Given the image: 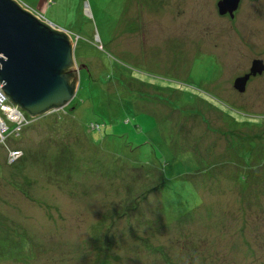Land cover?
Listing matches in <instances>:
<instances>
[{
	"label": "rangeland",
	"instance_id": "obj_1",
	"mask_svg": "<svg viewBox=\"0 0 264 264\" xmlns=\"http://www.w3.org/2000/svg\"><path fill=\"white\" fill-rule=\"evenodd\" d=\"M16 1L70 36L79 87L86 86L84 71L88 70L95 82L101 78L107 81L101 85L110 95L124 101L125 88L131 81L133 86L129 90L134 91L135 108L114 102L107 105L99 96L90 100L86 88L85 94L76 92L64 107L65 112L51 110L37 118L23 113L30 123L19 137H11L7 143L24 152L30 171L27 169L23 177L19 176L18 167L6 164L7 150L0 145V227L21 226L27 233L23 238L30 240L23 251L33 254L21 263L0 264H96L102 257L94 235L112 239L110 250L115 260L108 258V264H264V164L255 170L256 181L250 189L239 188L235 176L228 174L232 168L225 166V175L217 179L220 183L216 188H201L194 193L177 179L168 193L139 199L137 205L145 218L158 201L172 219L193 208L195 228L187 225L191 229L184 231L190 236L189 246H181L179 240L171 238L170 231L151 236L141 224L133 227L151 245H141L136 238H123L121 231L126 222L110 211L128 194V180L116 181L114 177L109 183L108 176L98 178L106 168V159L110 160L107 166L114 165V169L127 163L123 167L127 172L131 171L128 164L133 159L139 158L146 164L160 160L164 176L172 180L184 173L186 167L192 171L190 168L196 164L192 147L210 145L213 154H221L226 147L230 148L227 137L232 143L242 137L238 146L244 142L249 148L246 144H252V140L246 142L248 136L255 137L256 146L264 145V72L246 82L244 91L233 86L234 80L249 70L253 59L264 61V0H240L233 16L226 13L230 18L219 14V0ZM205 55L212 57L220 69L216 81L210 82L216 74L210 70L207 73L211 63ZM108 81L119 82V87ZM155 94L160 95V100L149 103ZM166 94H172L174 100L176 96L182 100L183 95L190 94L216 109L205 106L192 115L195 103L179 101L183 109L179 113L183 114L169 124L165 122L170 112V108L164 107ZM99 100L103 106L98 105ZM114 108L117 114L109 116L108 110ZM93 120L105 122L101 132H90L86 127ZM236 124L240 134L230 131L237 128ZM160 130L163 142L159 141ZM100 138L114 140L116 153H108L106 148L95 150L90 141ZM166 142L169 146L176 144L173 154L165 151ZM92 152L97 156L90 158V171L84 176L75 175L74 168L85 167ZM8 155L9 161L11 154ZM62 155L67 156L70 166L76 164L73 170L69 169L70 177H64L60 170L56 173L51 168L46 172L35 169V158H50L51 165L57 166L56 162L67 161ZM78 157L84 160L76 161ZM219 162L224 163L225 159ZM137 220L138 217L130 221ZM197 243L200 254L193 255ZM157 246L163 254L154 250ZM38 248L49 252L41 254Z\"/></svg>",
	"mask_w": 264,
	"mask_h": 264
},
{
	"label": "trees",
	"instance_id": "obj_2",
	"mask_svg": "<svg viewBox=\"0 0 264 264\" xmlns=\"http://www.w3.org/2000/svg\"><path fill=\"white\" fill-rule=\"evenodd\" d=\"M136 28L132 29L135 30ZM204 57H209L210 60L208 62L211 63V67H209V69H207V73H209L210 71H214L216 74L215 78L210 79V82H213L214 80L216 81V79H218L219 76V67H217L218 65L214 62V59L210 56L205 55ZM208 58V59H209ZM212 59V60H211ZM190 63H188V65L186 64V68L189 69ZM163 70V69H160ZM210 70V71H209ZM85 74V78L87 79V84L86 86H82L78 88L77 92H81L83 94L87 93V91L89 90V95L88 98L91 100L93 96H99L100 98H102V102L109 105L110 103L108 102H114V105H120V104H125L126 107L131 108L132 110L135 108V106L133 105V100L134 98V91H130L129 90V86H133V84H131V81L127 84L126 92L127 95L130 94V96L124 97V101L120 99V97H113L112 95H110L107 91V89L105 90V88L101 85V83H105L107 81H105L104 79L101 78V80H99L98 82H95L96 80H94L90 74V72L87 70V72L84 71ZM81 75V74H80ZM87 75V76H86ZM161 75V74H160ZM81 77V76H80ZM156 77H158L156 75ZM101 81V82H100ZM109 82V81H108ZM149 82V81H148ZM114 83L115 85H117L119 87V82L116 81L115 82H109ZM133 83V82H132ZM137 83H142L140 81H137ZM100 84V85H99ZM150 84V82H149ZM152 85V84H150ZM80 86V83H79ZM104 88H102V87ZM155 87H157V85H153ZM87 88V91L85 92V89ZM158 88V87H157ZM162 89H165L164 87H159ZM85 92V93H84ZM157 92V91H156ZM117 93H119V90H117ZM160 94H162L161 92H158ZM77 95V94H76ZM104 95V96H103ZM105 95H108L107 97ZM172 94H166V103L164 105V107L166 108H170V112L167 114V117L165 119V122H168L169 124H173V120L180 114L183 113H179V109H181L180 105H179V101L185 102V103H195L196 108L194 109L195 111H192V115H196L197 112L201 111L198 110L199 108H203V107H213L214 106L210 105L208 102L201 100L197 97H193L192 95L188 94V95H183V99L180 100L179 96H176V100H174L171 97ZM160 95L155 94V96H153V98H150L149 103L153 104L155 102H157V100H160L161 97H159ZM176 101V102H175ZM160 102V101H159ZM120 103V104H119ZM98 105H102L101 101L99 100ZM111 105V104H110ZM170 105H172L171 107H169ZM103 106V105H102ZM112 106V105H111ZM146 107V104L144 105ZM168 106V107H167ZM94 106H92L93 108ZM61 112H65L66 110L63 108H61ZM216 109V108H215ZM55 111V110H54ZM53 111V112H54ZM57 111V110H56ZM110 113L109 116H115L117 114V110L114 109H109L108 110ZM149 114L148 111H145ZM191 112V111H190ZM221 112V111H220ZM50 113V112H48ZM52 113V112H51ZM223 113V112H222ZM172 114H177L175 116H173ZM62 115V114H61ZM151 115V114H150ZM152 115H154V113H152ZM103 117V116H102ZM235 121V120H234ZM236 122V121H235ZM30 121L29 120H25L24 123H22L20 130L17 134L15 133H10L11 129L13 126H9V130L8 132L5 134V142H3V140H0V145L2 144V147L5 149L6 155H5V162L8 166L11 167H18L17 172L19 176H22V173H26L27 169L30 171L29 167L30 164L25 162V157H24V152L19 148V147H10L7 143L8 140H10L11 137H19L24 129V127L29 124ZM104 124L99 123L96 120H93V122H91L90 124L87 123L86 127L89 128L90 132H101V128L104 127ZM236 129L230 130L231 132L235 131V133H239L240 134V129H239V125H237ZM235 127V126H234ZM233 127V128H234ZM162 128V127H161ZM161 132V130H160ZM204 134H201V136H203ZM205 136V135H204ZM227 136L228 135L227 133ZM194 140L197 137H192ZM230 138V137H229ZM229 138L227 137L226 142L228 143L227 145L230 144V148L225 149V152H222L221 154H213L214 149L212 148V146H205L204 148H196V147H192L194 148L193 150V154H194V159L196 161V164H194V166L190 169H192V171H189V168L186 167V170L184 173L179 174L180 176H178L176 179H168L164 176L163 174V170H162V161H156L154 164H146V162H144L141 159H133V163L132 164H128V167H130L131 171H124V164L127 165V163H122L119 164L118 166H116V169H114V165H110L107 166V163L110 160L106 159V168L100 172L98 174V178L100 179L103 175L104 176H108L107 181L109 180V183H111L110 180H113L114 177L116 179V181L119 180H124L127 179L128 182L125 184H128L126 186V193H128L126 195V197L122 200H120V203L117 204V208H112L111 215L113 214L115 216L116 214V218L117 219H122L124 220L125 223V228H123L122 232V236L123 238L127 239V237H131V238H136V240H139L141 242V245L144 244L145 246H148V240L147 238H143L139 236V233H137V228L136 226L133 227V224H141V226L143 227L144 232H148V233H152L151 236H154L155 234L157 235H163L164 233H167L170 231L171 234V238H173L174 240H179L181 246H189L187 244V240L189 239L190 236H188L187 234L184 233L185 230L187 229H191V228H186L187 225H193L194 226V211L192 210L193 208H191L187 213H185L182 216H179L177 218H169L163 211V208L161 207L162 205L159 203V201L157 202V204L154 206L153 210L150 213L149 217L145 218L144 213L142 212L141 209L138 208V203H139V199L141 200H146L147 197L151 194H156L157 195H161L163 194V192L165 191L166 193H168L169 191H171L172 189H174V187L176 186V180H180L182 182H184L185 184H187L188 186H190L192 188V191L194 193H198L199 189H203L205 188V190L207 188H216L217 185H219L220 180H217L219 177H223L225 175L226 170H224L225 166H229L232 168V170H229L230 175L235 176V183L239 186V188L243 187L242 190H246V189H250L251 186L253 184H255V175L254 172L255 170H257L260 167H263L264 164V145H259L256 146L255 142L256 139H254L255 137H246L245 141L247 142L248 139L252 140V144L247 143L246 145H248L249 148H246L243 144H238L237 143H241V138L240 139L237 137L236 140L237 143H232V140H229ZM202 139V138H201ZM200 139V140H201ZM231 139V138H230ZM165 141V138L161 132V136L159 138V141L163 142ZM244 140V138H243ZM105 141V142H104ZM114 140H104L103 138H100L99 141L97 139H93L90 141L93 145H94V149L99 151V149L102 148H106L109 149L108 153H116V146H115V141L112 142ZM199 139L197 141H195V143H198ZM231 142V143H230ZM7 145H6V144ZM105 143V144H103ZM108 144V147L106 146ZM164 145H166L165 151L172 153L173 154V149L174 146L176 144H173L171 146H169V144L163 143ZM244 145V147H243ZM100 146V147H99ZM200 149V150H199ZM18 152V154H14ZM11 154V159L8 161V158H10V156L8 155ZM21 153V154H20ZM14 154V155H13ZM95 153L92 152L91 155L88 156V158L86 159V166H76V164L73 163V165L71 164V166L69 165V160L67 158L66 155H62L64 158H67L64 164H59V162H56L57 166L51 165V160L50 158L48 159H38L41 162H37V158H35L36 160L34 161L35 165V169L39 170L40 172H46L49 168H51L52 170H54V172H58V170H60V172L63 174L64 177H70L71 172L69 171V169L73 170V167L76 166L74 168V172L75 175H80V176H84L85 174H87V171H90V167L88 166V164L90 163V158L92 157H96L97 155L94 156ZM8 155V156H7ZM37 157V156H36ZM80 157H78L76 159L77 160H84V159H79ZM225 159L224 163H220L219 160L220 159ZM70 159H73L75 161L74 157H71ZM93 160V159H92ZM59 161V160H56ZM20 165V166H19ZM32 165H33V161H32ZM54 166L53 168L51 166ZM204 168V170H202ZM15 171V170H14ZM69 171V173H68ZM104 171H106L107 173H105ZM116 171V172H115ZM83 173V175H81L80 173ZM20 173V174H19ZM105 173V174H104ZM116 173V174H115ZM32 174V173H31ZM115 174V175H114ZM128 174V175H127ZM128 176V177H126ZM175 176V175H174ZM203 177L202 178H199ZM25 177V175H24ZM175 180V181H174ZM48 181V180H47ZM114 181V183L116 182ZM77 184V183H76ZM241 184H244L241 186ZM204 190V191H205ZM113 203V202H112ZM195 208V207H194ZM112 215V216H113ZM137 223H133L130 220L132 218L137 219ZM12 223V221H11ZM11 225V224H10ZM101 226H103V223H101ZM112 226V224L108 225V229H110ZM27 235L26 231L21 227V226H9V227H0V263L4 262V261H11V262H19L21 263L23 260H26L27 258L31 257L30 255L33 254L32 251L25 253V251H23L24 248V244L27 243V241H30L28 239H24L23 237H25ZM95 238V245L100 248V250L98 252L101 253L98 262L96 264H108V261L110 258H112L114 255H112L111 250L112 249V244H111V237H106L104 236V238H102L100 235H94ZM102 238V239H101ZM196 238V239H195ZM197 237H194L195 241H197ZM103 239H105L103 241ZM109 239V240H107ZM103 241V244H102ZM186 242V243H184ZM150 244V243H149ZM151 245V244H150ZM134 246L138 248V243L135 244L134 242ZM199 246L200 244L197 243L196 244V250L194 252H192V254H197L199 252ZM154 248V247H153ZM154 250L156 252H159L160 254L162 253V250L157 246L156 248H154ZM37 251H39L41 254H48V250L42 251L41 248H38ZM200 254V252H199ZM200 257V255H199ZM109 258V259H108ZM114 259V257H113ZM115 260V259H114ZM203 260V259H202ZM201 260V261H202ZM167 263V262H166Z\"/></svg>",
	"mask_w": 264,
	"mask_h": 264
},
{
	"label": "water",
	"instance_id": "obj_3",
	"mask_svg": "<svg viewBox=\"0 0 264 264\" xmlns=\"http://www.w3.org/2000/svg\"><path fill=\"white\" fill-rule=\"evenodd\" d=\"M239 2L219 0V14L233 16ZM263 71V60L253 59L234 88L244 91L249 77ZM0 83L8 100L34 118L68 105L79 87L70 36L16 0H0Z\"/></svg>",
	"mask_w": 264,
	"mask_h": 264
},
{
	"label": "built area",
	"instance_id": "obj_4",
	"mask_svg": "<svg viewBox=\"0 0 264 264\" xmlns=\"http://www.w3.org/2000/svg\"><path fill=\"white\" fill-rule=\"evenodd\" d=\"M2 83H0V112L6 117L5 120L1 119L0 114V138L1 141L4 139V133L8 132L9 126H13L10 133L17 134L20 130L22 123L25 122L23 112L14 104H12L5 96L2 90ZM14 154H16L14 152ZM13 154V155H14Z\"/></svg>",
	"mask_w": 264,
	"mask_h": 264
},
{
	"label": "flooded vegetation",
	"instance_id": "obj_5",
	"mask_svg": "<svg viewBox=\"0 0 264 264\" xmlns=\"http://www.w3.org/2000/svg\"><path fill=\"white\" fill-rule=\"evenodd\" d=\"M223 16H224V17H225V16H228V14H225V15H223ZM228 17H229V16H228ZM229 18H230V17H229ZM263 62H264V61H263ZM249 69H250V68H249ZM248 72H249V70H248L247 72H244L242 75H244V74H246V73H248ZM263 72H264V71H263ZM263 72H262V73H263ZM262 73H260V74H256V75H254V76H253V75L250 76L249 79L247 80V82H249V81H251V80L257 78L258 76H261ZM246 84H247V83H246Z\"/></svg>",
	"mask_w": 264,
	"mask_h": 264
},
{
	"label": "clouds",
	"instance_id": "obj_6",
	"mask_svg": "<svg viewBox=\"0 0 264 264\" xmlns=\"http://www.w3.org/2000/svg\"><path fill=\"white\" fill-rule=\"evenodd\" d=\"M79 88V87H78ZM19 108V107H18ZM23 112V111H22ZM50 112V111H49ZM24 113V112H23Z\"/></svg>",
	"mask_w": 264,
	"mask_h": 264
}]
</instances>
